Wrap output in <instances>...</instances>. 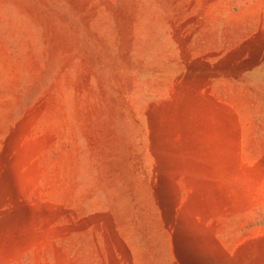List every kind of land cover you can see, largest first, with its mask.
<instances>
[{"label":"rangeland","instance_id":"374dc122","mask_svg":"<svg viewBox=\"0 0 264 264\" xmlns=\"http://www.w3.org/2000/svg\"><path fill=\"white\" fill-rule=\"evenodd\" d=\"M0 264H264V0H0Z\"/></svg>","mask_w":264,"mask_h":264}]
</instances>
